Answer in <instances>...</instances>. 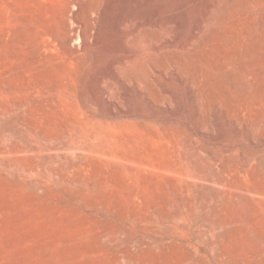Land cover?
Returning <instances> with one entry per match:
<instances>
[{
	"label": "rangeland",
	"instance_id": "rangeland-1",
	"mask_svg": "<svg viewBox=\"0 0 264 264\" xmlns=\"http://www.w3.org/2000/svg\"><path fill=\"white\" fill-rule=\"evenodd\" d=\"M235 1L0 0V264H264V0Z\"/></svg>",
	"mask_w": 264,
	"mask_h": 264
},
{
	"label": "bare ground",
	"instance_id": "bare-ground-1",
	"mask_svg": "<svg viewBox=\"0 0 264 264\" xmlns=\"http://www.w3.org/2000/svg\"><path fill=\"white\" fill-rule=\"evenodd\" d=\"M249 1H250V0H249ZM235 2H236L235 0H226L224 6H223V8H222V9H223L222 12L225 11V10H227L229 7H233V5L235 4ZM72 5H73V4H72ZM238 5H239V4H238ZM225 13H226V12H225ZM75 20H76V19H73V21H75ZM77 22H78V21H77ZM81 24H82V23H81ZM199 24H200V23H199ZM200 25H201V24H200ZM200 25H199V28H200ZM255 25H258V24H255ZM118 26H119V25H118ZM118 26H117V27H118ZM78 27H79V26H78ZM90 27H91V26H90ZM81 28H83V27H81ZM87 28H88V27H87ZM70 29H71V28H70ZM75 29H76V28H75ZM88 29L90 30V29H92V27H91V28H88ZM89 30H88V31H89ZM195 30H197V29L195 28ZM82 31H84V30L82 29ZM86 31H87V30H86ZM86 31H85V32H86ZM193 31H194V30H193ZM77 32H78V31H77ZM80 32H81V31H80ZM210 32H211V31H210ZM262 32H263V31H262ZM83 33H84V32H83ZM83 33H82V34H83ZM88 33H89V32H88ZM208 33H209V31H208ZM85 34H87V33H85ZM88 35H89V34H87V36H88ZM90 35H91V34H90ZM77 36H79V35H77ZM80 36H81V35H80ZM252 36H253V35H252ZM71 37H72V35H71ZM75 37H76V35H75ZM84 37H85V36L83 35L82 38L84 39ZM253 37H254V36H253ZM191 38H193V37L191 36ZM72 39H73V38H72ZM80 39H81V38H80ZM202 39H203V38H202ZM81 40H82V39H81ZM68 41H69V40H68ZM72 41H73V40H72ZM85 41H87V40H85ZM190 41H191V40H190ZM221 41H222V40H221ZM69 42H70V41H69ZM74 42H76V41H74ZM74 42H73V43H74ZM87 42H88V41H87ZM81 43L84 44V42H81ZM88 43H89V42H88ZM88 43H87V44H88ZM71 45H72V43H71ZM200 45H201V43H199V46H200ZM253 45H254V44H253ZM86 46H87V45H86ZM86 46H85V47H86ZM88 46H90V45L88 44ZM88 48H89V47H88ZM192 48H193V47H192ZM195 48H196V47H195ZM199 48H200V47H199ZM193 49H194V48H193ZM246 50H247V49H246ZM188 51H190V50L188 49ZM190 52H191V51H190ZM206 52H208V51L206 50ZM197 53H198V52H197ZM241 53H242V52H241ZM244 53H245V52H244ZM206 54H207V53H206ZM247 54H248V53H247ZM174 55H175V54H174ZM174 55H173V56H174ZM177 55H178V54H177ZM187 55H188V53L186 54V56H187ZM228 55H229V54H228ZM181 56H182V55H181ZM183 56H184V54H183ZM186 56H185V57H186ZM243 56H245V55H243ZM246 56H247V55H246ZM160 57H161V56H160ZM175 57H176V56H175ZM175 57H174V58H175ZM187 57H188V56H187ZM204 57H205V56H204ZM179 58H181V57H179ZM171 59H172V58H171ZM186 59H187V58H186ZM218 59L220 60V58H218ZM156 60L158 61V59H156ZM159 60L161 61V59H159ZM173 60L176 61L177 63H179V64L182 65L181 62L183 61V59H182V61L179 60L178 58H175V59H173ZM207 60H208V59H206V61H207ZM162 61H163V60H162ZM202 61H203V60H202ZM198 62H199V61H198ZM262 62H263V61H262ZM162 63H163V62H162ZM263 63H264V62H263ZM188 64H189V63H188ZM191 66H192V65H191ZM211 66H212V65H211ZM200 67H201V66H200ZM222 67H223V66H222ZM195 68H196V67H195ZM202 68H203V67H202ZM196 69H197V68H196ZM198 73H199V72H198ZM210 79H211V78H210ZM220 81H221V80H220ZM211 82H212V81H211Z\"/></svg>",
	"mask_w": 264,
	"mask_h": 264
}]
</instances>
